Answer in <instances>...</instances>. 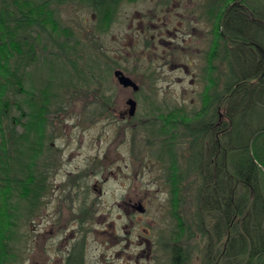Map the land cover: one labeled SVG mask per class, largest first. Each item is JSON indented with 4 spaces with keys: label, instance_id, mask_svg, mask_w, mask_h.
<instances>
[{
    "label": "rangeland",
    "instance_id": "obj_1",
    "mask_svg": "<svg viewBox=\"0 0 264 264\" xmlns=\"http://www.w3.org/2000/svg\"><path fill=\"white\" fill-rule=\"evenodd\" d=\"M8 1L11 0H0V3ZM31 1H35V5L42 6L43 14L39 16L42 21L40 24H33L19 30H14L13 22H11L9 28L0 29V38L5 37L4 32L8 33L11 29V35L8 37L10 56L8 59L3 53L5 62L1 58L0 62L11 64L12 68L18 67L19 72L25 68L27 72L26 85L28 88L33 87L34 92L46 89L47 82L52 81L53 84H57L56 87L54 86L56 88L54 92L63 90L73 94V101L68 106V115L63 114L62 111V113H57V117L52 116L54 124H58L60 129V133L55 139L56 144L61 145L65 141H73V143L83 145V150L89 151L90 155L94 152L91 146L100 145L101 149L106 150V156L103 155L100 160V168H97L99 166L95 164L92 168L93 164H89L92 183L94 181L92 175L103 168L105 169L104 173L109 166L116 167L120 164L123 166V172L128 171L124 167L126 163L130 162L127 156L128 152L126 149L116 147V142L121 139L127 141L139 138L136 142L139 159L137 161L138 176L133 183L135 188L132 194L136 195L138 200L142 199L146 212L138 211L136 227L131 235L133 243H130L127 248L126 241L114 246V243L112 244L110 241H114L115 238L109 235L108 231L114 232L115 236L123 237L126 233L125 230L129 228V225L125 227L126 223L129 222L125 217L120 220L115 217L118 213L116 208L108 210L114 200L119 197L117 194L120 188L118 183L111 180L104 185L106 192L98 199L100 207L98 213L102 215L100 220H105L102 224L106 225L108 230L106 246L110 249L106 250V264H136L137 262L132 260L133 258L130 259L128 255L139 250V246L134 241L137 242L140 235L148 236V238L155 237L156 240H159L160 262L163 251L164 258L168 255V263L172 264L176 242H182L181 251L184 253V263L203 264L206 256V240L201 237L197 226L191 228L190 234L184 233L178 237L174 235L178 230L179 223H184V221L190 225L194 223L198 210L197 199L201 176L196 162L194 160L191 162V157L194 156V151L196 152L195 143L192 142V136L188 133L191 132L189 129L191 125H186L185 130L183 164L186 168L185 181L182 187L178 186L180 188L178 201L173 200L175 197L173 193L176 189L171 192L173 187L171 181L162 178L154 179L160 174L165 175L168 171L163 170L162 165L153 164L148 159L149 153H152V147L148 146L149 132L147 130L149 129L141 127V125L160 124L161 120H158L159 117L157 118L155 114L165 113L178 107H182L186 114L192 115L203 107L206 96L214 93L221 95V101L217 106L215 99L211 102V108L218 107L220 113L224 110L222 94H225V88L221 73L226 71V68L219 59L215 58L213 63L216 68L211 71L208 68L207 60L208 51L215 38L212 10L213 7H217V1L120 0L114 20L106 31H99L95 7L86 0H27L26 2L18 0V5L15 4L13 7H16L17 11L22 7L26 10L31 7ZM2 6L0 4V9L7 11ZM166 16L170 21L168 25L170 24L169 27L173 31L175 30L173 26L177 25L178 27L179 21H182L179 31L175 32L176 34L159 31L157 25ZM60 48L70 50L67 55L69 61L60 54L62 51ZM23 49H31L23 56L28 59L33 57L32 62L27 65L25 61L21 63L22 52L20 50ZM61 61H65V65L57 66ZM57 67H60L61 70ZM116 68H121L126 74L133 77L140 84V89L134 92L131 88L121 87L114 75ZM4 73L5 71L1 72L0 69L1 82ZM214 76L217 84L213 87L211 82H213ZM99 78L104 79L103 86L106 91L113 92L118 98L119 107L125 106V99L129 95L137 99L136 120H139L138 127L121 128V125H118L116 121L119 119L118 114L104 113L100 117L94 115L91 111L94 107L92 94L97 93ZM66 79L68 80L66 81ZM59 84H63L64 88L59 87ZM5 95L10 98L18 96L8 88H6ZM79 95L82 98H79ZM86 102L87 105H85ZM17 113V111L14 112V114ZM190 120L188 123L192 124L193 119L190 118ZM119 127L122 131L119 130ZM20 128L17 126V129ZM133 133L136 134V138L133 137ZM119 151L125 156L124 160H115L114 157ZM64 161L61 168L63 170L87 167L80 160L79 162L72 160L71 163L66 159ZM160 168L164 172H161ZM261 169L260 176L264 191V167L262 166ZM66 179L64 174L57 175L56 178L52 177L53 188L66 182ZM160 183L162 187H159ZM95 195L97 194L95 193ZM14 200L21 209L19 216L22 218L16 215L18 217L13 221L17 225L16 235L18 238L15 251L10 257V264H34L36 257L34 226L42 211L49 213L54 210V207H44L39 215L35 216V206L31 212L26 213L29 202L25 200L24 196L19 198L16 196ZM23 217L27 220L21 223L20 220ZM46 235L45 242L47 244L56 241L54 234H51L49 230ZM162 246L165 247L164 250ZM119 249H121V253H119ZM48 252L53 254L50 250Z\"/></svg>",
    "mask_w": 264,
    "mask_h": 264
},
{
    "label": "trees",
    "instance_id": "obj_2",
    "mask_svg": "<svg viewBox=\"0 0 264 264\" xmlns=\"http://www.w3.org/2000/svg\"><path fill=\"white\" fill-rule=\"evenodd\" d=\"M86 1L95 7L99 31H106L120 0ZM216 1L217 7L212 10L215 38L207 60L211 71L216 68L215 58L226 68L221 73L225 88L224 110L220 113L218 107L210 106L215 99L218 106L220 94L207 95L200 110L186 114V124L191 125L190 118L194 124L199 123L200 117H206L209 124L219 125L223 133L216 138L213 133L217 130L202 124L200 128H189L196 149L191 160L196 162L201 176L198 211L194 223L181 221L174 235L190 234L191 228L197 226L206 240L203 264H264V191L260 176L264 167V0ZM31 2V7L18 11L13 7L18 5V0L0 3L7 9H0V29L9 28L11 22L14 30L40 24L43 8ZM10 33L11 29L0 38L1 60H4L3 53L7 58L10 56ZM29 50H20L21 63L25 61L26 65L33 60V57H23ZM63 65L65 61L57 66ZM0 69L5 71L2 82L0 80V264H10L18 238L13 221L21 213L14 197L24 196L29 202L26 208L29 213L35 206L36 190L45 186L32 159L35 143L41 139L39 124L42 122L31 96L10 98L5 95L6 88L14 95L22 91L34 93V88L26 85L25 68L19 72L18 67L0 62ZM215 78L211 82L213 87L217 84ZM15 111L18 113L14 114ZM18 124L26 125V131L17 129ZM205 133L210 136L204 137ZM172 182L175 184L177 180ZM173 190V200L178 201L176 184ZM184 262L183 254L176 247L172 264Z\"/></svg>",
    "mask_w": 264,
    "mask_h": 264
},
{
    "label": "flooded vegetation",
    "instance_id": "obj_3",
    "mask_svg": "<svg viewBox=\"0 0 264 264\" xmlns=\"http://www.w3.org/2000/svg\"><path fill=\"white\" fill-rule=\"evenodd\" d=\"M169 22L167 16L164 17V20L157 25L159 31L174 32L176 34L175 32L179 31L182 21H179L178 27L177 25L173 26L175 28L174 31L170 29ZM61 50V55H64L65 58L68 57L67 55L70 50ZM131 78L135 80L133 77ZM99 80V90L97 93L92 94L94 107H92L91 111L94 115H99L100 117L104 113H109L110 115L111 113L118 114L119 119L116 121L118 125H121V128L131 129L138 127L139 120H136L137 99L129 95L125 99V106L119 107L118 98L115 94L110 91L107 92L105 86H103L104 79L99 78ZM47 85L46 89L40 90V92L36 91L33 94L26 91L18 93L20 97L31 96L35 107L41 113L40 121L42 124H39V128L42 134L41 139H38L35 143L36 152L32 159L35 162L38 176L43 180L41 184L45 186L36 190L35 216H38L44 207H54V210L49 213L42 211L38 222L34 226V250L36 252L34 264H106V250L110 249L106 246V234L108 230L107 226L102 224L105 220L101 221L100 217L102 215L98 213L100 210L98 199L106 192L104 185L111 180H115L118 183L120 188L117 194L119 197L117 196L118 198L114 200V203L110 205L108 210L111 211L112 208H116L118 213L115 215L114 210L115 217L118 220L125 217L129 222L126 223L125 227L129 225V228L125 230L126 233L123 237L120 235L115 236L114 232L108 231L109 235L115 238L114 241H110L112 244L114 243V246H118L121 242L126 241L125 246L127 248L130 243H133L131 235L136 227L138 211L146 212L142 199L138 200L136 195L132 194L135 188L133 183L138 176L137 161L139 159L136 142L139 138L127 141L121 139L116 142V147L126 149L128 152L127 156L130 162L124 166L128 171L123 172V166L120 164L116 167L114 166L115 168L109 166L104 173V168L94 173L92 175L94 181L91 183L89 164H93L92 168H94V164L99 166L97 168H100V160H102L103 155L106 156V150L104 148L101 149L100 145L91 146L94 152L90 155L89 151L83 150V145L73 143V141H65L61 145L56 144L55 139H57L60 129L58 124H54L52 116L57 117V113H62V111L64 112L63 114L68 115V106L73 101V94L64 92L62 88V91L54 92L57 84H53L52 81L47 82ZM119 85L126 89L131 88L134 92L140 89L139 83L137 90L132 86H124L120 83ZM59 87H63V84H59ZM82 95L84 96V94ZM131 97L137 102L134 114L129 113L130 104L128 99ZM79 98H82L81 95H79ZM85 99L87 100V97ZM85 105H87V102ZM155 115L157 118L159 117L158 120H161L160 124L141 125V127L149 129L147 130L149 132L148 146L152 147V153H149L148 159L153 164L162 165L163 170L168 171L165 175L160 174V176L154 179L162 178L171 181L173 186L172 188L170 187L171 192H174L173 189L175 187L172 181L185 179L183 164L185 159L186 113L182 107H178L177 109H172L165 113L160 112ZM18 126L21 127L20 130L22 132L26 131V125L18 124ZM119 130L122 131L120 127ZM133 137L136 138V134L133 133ZM114 158L115 160H124L125 156L119 151ZM65 159L69 163L72 160L78 162L80 160L87 167L75 168L77 170H63L61 168L64 165ZM162 168H160V171L164 172ZM60 174H64V177L67 178L66 182L57 185V188H53L52 177L56 178ZM159 187H162L161 183ZM179 189L178 187V191ZM24 217L20 220L21 223L27 220ZM48 230L51 234H54L56 241L47 244L45 241L47 240L46 233ZM134 243L139 246V250L134 253L128 252L130 253L128 256H130V259L133 258L132 260L137 262L136 264H169L167 260L168 255L164 258L163 251L161 262L159 261L158 247L160 244L159 240H156L155 237L148 238V236L140 235L139 240L137 242L134 241ZM164 249L165 247H163ZM49 250L53 254H49ZM119 253H121V249H119Z\"/></svg>",
    "mask_w": 264,
    "mask_h": 264
},
{
    "label": "bare ground",
    "instance_id": "obj_4",
    "mask_svg": "<svg viewBox=\"0 0 264 264\" xmlns=\"http://www.w3.org/2000/svg\"><path fill=\"white\" fill-rule=\"evenodd\" d=\"M201 122V123H200ZM205 127V128H212L213 130H217L216 132H214L213 134H214V136L216 137V138H219V136L223 133V129H221L220 128V126L219 125H216V124H209V120L206 118V117H200L199 118V123L197 122V123H194V124H191V126L190 127H193V128H195V127H197V128H200L202 125ZM187 125V124H186ZM216 125V126H215ZM189 127V128H190ZM259 133V131L257 132V133H254V135H253V137H252V140L254 139V137L257 135ZM208 137V136H210V134L209 133H205L204 134V137ZM206 141H208V140H206ZM191 162H192V160H191ZM186 169V168H185ZM199 172V171H198ZM184 181H185V179L184 180H180V181H177L175 184L177 185V186H179V187H182V184L184 183ZM198 211V210H197ZM196 216H197V213H196ZM182 243V242H181ZM181 243L180 242H176V247H178L179 248V250H180V254L182 253L183 255H184V253L181 251ZM176 247H175V250H176ZM173 255H174V249H173ZM183 260V258L181 257V259H180V261H182Z\"/></svg>",
    "mask_w": 264,
    "mask_h": 264
},
{
    "label": "water",
    "instance_id": "obj_5",
    "mask_svg": "<svg viewBox=\"0 0 264 264\" xmlns=\"http://www.w3.org/2000/svg\"><path fill=\"white\" fill-rule=\"evenodd\" d=\"M114 75L116 76V78L120 84H122L124 86H132L135 90H137L139 88L138 83L135 80H133L129 75L125 74L123 70H121L119 68L115 69ZM128 102L130 104L129 113L134 114L135 110H136L137 102L132 97L128 99Z\"/></svg>",
    "mask_w": 264,
    "mask_h": 264
}]
</instances>
